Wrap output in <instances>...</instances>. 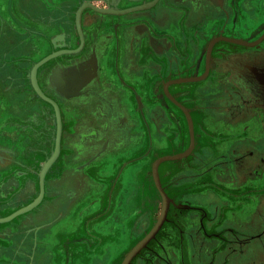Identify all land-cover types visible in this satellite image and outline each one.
Wrapping results in <instances>:
<instances>
[{"label":"flooded vegetation","instance_id":"obj_1","mask_svg":"<svg viewBox=\"0 0 264 264\" xmlns=\"http://www.w3.org/2000/svg\"><path fill=\"white\" fill-rule=\"evenodd\" d=\"M66 1L63 7L71 8L69 18L59 20L62 24L76 25V39L52 52L78 51L62 52L37 71L41 89L60 108L62 156L59 165L45 176L41 203L9 222L0 223V264L59 263L57 258H51L52 248L64 240L65 232L60 231L59 221L80 218L87 213L92 201L83 203L96 195L101 184L106 186L102 202H113L114 189L125 186L122 173L130 168V153L145 156L150 135L161 149L160 137L164 132L161 125L166 118L171 122L167 138H184L187 145L164 155L188 148L191 135L187 116L168 96L166 85L171 95L190 111L195 133L193 151L196 145L203 143V148L198 150L202 154L197 157L209 165L208 169L217 171L214 176L218 185L225 188L224 192L220 189L222 204L226 206V201L233 199L238 206L236 212L246 214L251 210L254 213V207L260 202L255 184L264 182V0H159L148 8L124 14L85 6L81 13L82 34L76 15L84 3L127 10L156 0H123L115 7L106 2ZM211 42H214L212 46ZM184 53L187 58L181 59L187 61L188 69L184 74H177V68L184 65H180L179 55ZM165 58L171 60L170 72L162 63ZM92 59H95V73L80 88V93L67 95L56 82V75H66L72 69L82 70ZM206 71L202 80L179 82V79L200 76ZM19 80L16 78L18 90H22ZM190 87L194 89L192 98L204 94L215 104L206 113H200L201 122L189 106L190 102L181 98L178 91L190 93ZM18 90L0 99V122H8L11 116L14 119L23 116L17 114L20 110L16 108L25 106L27 98L17 97ZM161 99L181 115L187 125L186 131L178 133L175 115L164 112ZM149 104L153 107L148 110ZM44 105L55 118L57 132L58 119L53 104L39 100L32 111H40ZM4 108H11L12 112L4 116ZM241 123L244 125L240 129ZM152 125L154 131H151ZM216 126L223 128L221 135L216 133ZM31 128L15 132L0 125V217L32 202L41 192L40 176L37 179L30 178V173L25 178L19 176L33 169L31 158L40 154L33 144L40 132ZM234 131L241 134L252 131L253 137L238 135L233 138ZM42 136L46 137L45 132ZM19 141L26 146L31 144L22 162L15 160L23 155L22 152L15 156L17 148L12 147ZM242 187L249 190V197L235 193ZM123 195H117L118 202L126 201ZM107 211L108 206L106 214ZM226 213L219 216L224 220L220 228L210 227L214 237L209 243L213 249L222 246L220 242L225 236L231 244L236 241L239 246L243 245L241 237L233 239V234L228 235L231 223L236 224L237 220L226 218ZM248 248L252 253L258 250L255 249L257 245ZM260 248L264 249V242Z\"/></svg>","mask_w":264,"mask_h":264},{"label":"rangeland","instance_id":"obj_2","mask_svg":"<svg viewBox=\"0 0 264 264\" xmlns=\"http://www.w3.org/2000/svg\"><path fill=\"white\" fill-rule=\"evenodd\" d=\"M185 53H187V50ZM185 53L179 55L180 65L182 63L184 65L177 68V74H184L188 69L187 65L185 66L187 62ZM183 56L185 57L184 60L181 59ZM162 61L170 72V58H165ZM81 69L79 71L72 69L68 74L59 77L56 75V82L67 95L80 93V88L95 73V59L90 60ZM20 72L23 76L20 77L22 79L19 82L24 88L18 90L17 97H25L27 99L25 100V106L16 108V111H22L17 114L23 115V118L17 117L18 119H14L12 116H8L12 121L0 122V125L5 126L7 131L15 132L29 131L30 125H33L30 130L36 129L40 132L41 135L39 134L37 139H33L34 147L40 152L38 156L34 154L31 158V162L34 163L33 169L19 174L20 177L23 176L25 178L30 173V178L37 179L44 163L55 149L56 122L53 114L47 109V105L41 106L40 111H32V108L35 109L39 100H42V102L44 100L38 95L32 85L26 87V84L23 83V80L27 81L28 72ZM37 74L39 75V72ZM188 89L192 91L190 92L191 95L189 92L178 90L181 93V98L184 97L187 101L192 98L194 91L191 87ZM161 100L164 112L175 115L173 119L175 120V128H177L178 133L180 130L186 131L187 125L181 115H177L171 106L163 101L164 99ZM152 107L153 104H149L147 109L149 110ZM4 109L6 110L7 108ZM10 112H12L11 108L2 113V115H9L8 113ZM32 113H34V116L31 115ZM170 118L172 117L170 116ZM16 120L20 123L15 122ZM170 125L171 122L167 118L164 120V124L161 125L164 131L161 133L162 138L160 137L161 149H158V142H156L153 135H150V139L149 137L147 139V141L149 140V144H147L149 149L145 156L137 155L138 152L130 153V168L122 173V182L125 186L114 189L113 195L115 198L113 202H102L101 197L106 190V186L101 184L97 189L96 195H91L83 203L84 205L92 201L87 213H83L80 218L76 216L68 220L64 218L59 221L58 225L61 229L59 230L65 233L63 235L64 240H61L51 250L52 260L54 258L60 260L59 263L52 261L53 264H121L131 248L153 227L160 215L163 204V197L155 185L152 174L153 163L157 157H161V154L164 156L169 151L182 150L187 145V142L183 140L184 138L179 137L178 139L175 136H173V139L167 138L171 132ZM23 126L26 129H23ZM152 130L154 131L153 125L151 127ZM44 132L46 137L42 136ZM29 145L31 144H28L27 147L21 141L13 144V148H19V150L16 149L15 156L20 152L23 154L15 160L18 161L19 159L22 162L23 157L27 158L24 152L27 149H31ZM196 146L197 149L195 151L193 149L192 153L187 157L166 160L160 164V179L164 189L171 198L167 219L160 231L130 264H181L183 253H185L181 250L182 247H187V244L193 243L195 246L202 248L204 242L212 241L214 237L210 227L220 228L222 226L224 220H220L219 216L224 215L231 205L228 203L226 206L222 204L223 197L220 189H223L224 192L225 188L218 185L220 183L214 176L217 171L208 169L209 165L202 158L199 159L197 157L202 154H199L198 150L203 148V143ZM41 150L43 152L47 151V153H42ZM61 156L62 151L60 149L56 161L50 168L51 170L56 164L59 165ZM144 157L145 159H143ZM18 184L16 185L18 186ZM255 186L260 202L254 207V213L250 210L246 214H240L237 223H231L234 227L236 226L235 229L237 230L236 233L233 232V239L235 236L241 237V244H243L242 247L239 244L236 246L237 248H242V250L238 251L240 257L237 258L236 264H264V251H262L264 249H260V244L264 242V182H257ZM235 193L244 198L249 197L247 195L249 190L244 187L238 188ZM122 194H124L123 197L126 201L118 202L117 195ZM107 206L109 211L106 214ZM82 226L85 228L82 229ZM249 245H257L255 249L258 250L252 253L251 251L253 250L248 248ZM193 253L195 254L194 259H197L198 256L202 258L203 255H207L208 264H218L217 258L219 254L221 255L222 264H231L230 259L233 254L231 251H220L217 248L196 250Z\"/></svg>","mask_w":264,"mask_h":264},{"label":"crops","instance_id":"obj_3","mask_svg":"<svg viewBox=\"0 0 264 264\" xmlns=\"http://www.w3.org/2000/svg\"><path fill=\"white\" fill-rule=\"evenodd\" d=\"M87 1L96 4L106 2L111 4L110 6L115 7L123 0H85V2ZM158 1L159 0H156L155 3ZM66 2V0H0V99H4L9 95L11 96V93L18 90L16 78L19 79L23 76L20 71L28 72L26 77L27 81L23 80V83L26 84V87L31 86L30 73L34 66V62L41 60L60 47H66L71 41L72 43L75 42L74 33L76 32V25L62 24L59 20L60 18H69L68 14L71 8L67 6L63 7V4ZM87 18H90V16ZM89 24L90 22L87 24L88 27ZM71 36L72 38H70ZM22 88H24L23 85ZM206 97L207 96L204 94H198L188 100L190 102L189 106L193 109L194 114L198 116L199 122H201L200 113H206L209 108L215 105L207 100ZM226 120H230V118H226ZM243 125L244 124L241 123L240 129ZM216 127L218 128L216 130L218 132L216 133L221 135V130L223 128L219 126ZM225 129L227 130V128ZM247 133L248 132L241 134L238 131H234L232 137L236 138L238 135H247L248 138L253 137L252 131ZM256 135L258 136L259 134ZM220 147L221 146H218V148ZM210 170L214 171L213 168H210ZM225 176L228 178L227 173ZM210 180H212V178H210ZM230 201H226L231 207H228V212L225 216L228 219L232 218L237 220L240 215L236 212L238 206L233 199L231 202ZM243 214L244 213L241 215ZM230 227L231 228L228 229L229 231L227 232L228 235L237 232L235 229L236 226L234 227L232 225ZM220 243H222V246L217 249L220 251L233 252L230 261L231 264H236L237 258L240 257L238 251L241 249L240 247H236L238 243L235 241L231 244V242L227 240V236H225ZM210 245L209 242H204L202 248L194 244L182 247L181 250L185 253H183V258L180 263L208 264L207 255H203L202 258L198 256L197 259H194L195 254L193 251L212 250L213 248ZM220 258L221 255L219 254L217 258L218 264H222Z\"/></svg>","mask_w":264,"mask_h":264},{"label":"water","instance_id":"obj_4","mask_svg":"<svg viewBox=\"0 0 264 264\" xmlns=\"http://www.w3.org/2000/svg\"><path fill=\"white\" fill-rule=\"evenodd\" d=\"M152 3V2H151ZM85 5V3H84ZM88 6H91L93 8H95L96 10L102 11V12H107L105 8H100L97 6H94L90 3L87 4ZM85 6H81L78 11H77V15H76V20H77V26L78 29L80 31V33L82 34V29H81V13H82V8H84ZM214 44V42H211V46ZM78 51V49H62V50H58L56 52H53L51 54H49L48 56L44 57L43 59L39 60L38 62H36L32 68L31 71V82L33 85V88L35 89V91L38 93V95L50 102L51 104L54 105L56 112H57V119H58V130H57V136H56V144H55V149L53 151V153L51 154V156L46 160V162L44 163L41 172H40V184H41V192L38 195V197H36L32 202L28 203L25 206H22L21 208L17 209L16 211H14L13 213L0 218L2 220V222L0 223H4V222H9L11 218L19 216L20 214H25L31 210L34 209L35 206H38L43 198V191H44V181H45V176L46 173L50 170L51 166L53 165V163L56 161L59 153H60V149H61V136H62V121H61V115H60V108L58 106V104L49 96H47L44 91L41 89L39 83H38V79H37V71L38 68L40 66H42L45 62H47L49 59L55 57L56 55L62 53V52H76ZM208 71H206L203 75L200 76H196V77H189V78H182L179 79V81L181 80H190V81H194V80H202L204 76H206ZM165 91L168 94V96L185 112L187 119H188V123H189V127H190V135H191V142L190 145L188 146V148L182 152L173 154V155H164L161 156L159 158H157L152 166V174H153V178L155 181V185L158 189V191L160 192L161 196L163 197V204H162V209L160 212V215L156 221V223L153 225V227L147 232V234L139 241L137 242L133 248H131V250L125 255L124 259L122 260L121 264H130L132 262V260L139 254V252L145 248L147 246V244L154 238V236L160 231V229L162 228L165 220L167 219V215H168V210L170 207V202H171V198L168 195V193L166 192V190L164 189L161 179H160V173H159V165L160 162L162 160H166V159H178L184 156H187L189 154H191L192 149L195 146V133H194V124H193V120H192V116L190 114V111L188 110L187 107H185L180 101H178L176 98H174L171 93L169 92L167 85L165 87Z\"/></svg>","mask_w":264,"mask_h":264},{"label":"bare ground","instance_id":"obj_5","mask_svg":"<svg viewBox=\"0 0 264 264\" xmlns=\"http://www.w3.org/2000/svg\"><path fill=\"white\" fill-rule=\"evenodd\" d=\"M88 3H85V5L83 4V6H88L87 5ZM153 4H155V2H152V3H150V4H147V5H143V6H137V7H134V8H130V9H127V10H112V9H107L106 11L107 12H116V13H118V14H124V13H126V12H128V11H133V10H138V9H142V8H148V7H150V6H152ZM82 11H83V8H82ZM80 19H81V16H80ZM246 43V42H245ZM250 45H252V44H255V43H249ZM53 53V52H52ZM51 54V53H50ZM48 56V55H47ZM46 57V56H45ZM43 59V58H42ZM32 76V75H31ZM205 77V76H204ZM204 77H203V79H204ZM32 78V77H31ZM32 80V79H31ZM182 81H187V80H181V81H179V82H182ZM194 149V148H193ZM192 149V150H193ZM192 152V151H191ZM167 155H173V154H167ZM190 155V154H189ZM188 156V155H187ZM187 156H184V157H181V158H185V157H187ZM181 158H178V159H181ZM166 160H176V159H166ZM166 160H162L161 162H160V164L162 163V162H164V161H166ZM159 167H160V165H159ZM48 173V172H47ZM47 173H46V175H47ZM44 191H43V197H44V193H45V183H44ZM43 199V198H42ZM35 207H37V206H35ZM34 207V208H35ZM21 215V214H20ZM17 217V216H16ZM15 217H13V218H11L10 219V221L12 220V219H14ZM166 221V220H165ZM0 222H2V220L0 219ZM155 237V236H154Z\"/></svg>","mask_w":264,"mask_h":264}]
</instances>
